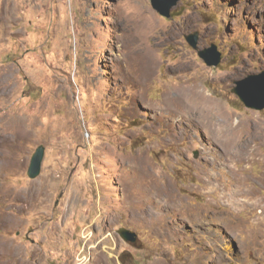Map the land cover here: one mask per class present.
<instances>
[{"label":"rangeland","instance_id":"rangeland-1","mask_svg":"<svg viewBox=\"0 0 264 264\" xmlns=\"http://www.w3.org/2000/svg\"><path fill=\"white\" fill-rule=\"evenodd\" d=\"M263 70L264 0H0V264H264Z\"/></svg>","mask_w":264,"mask_h":264},{"label":"water","instance_id":"water-1","mask_svg":"<svg viewBox=\"0 0 264 264\" xmlns=\"http://www.w3.org/2000/svg\"><path fill=\"white\" fill-rule=\"evenodd\" d=\"M178 1L179 0H151L153 7L161 15L167 17H170L171 10ZM198 34V32L191 33L186 35L185 38L188 43L198 51V55L206 64L217 66L222 61V51L218 49L216 44L199 49ZM232 90L246 107L254 110L264 109V70L238 80L236 86ZM44 155L45 146L40 145L32 156L29 165L28 175L31 178H36L40 174ZM118 232L125 241L133 243L138 239V234L128 227H121L118 229Z\"/></svg>","mask_w":264,"mask_h":264},{"label":"bare ground","instance_id":"bare-ground-1","mask_svg":"<svg viewBox=\"0 0 264 264\" xmlns=\"http://www.w3.org/2000/svg\"><path fill=\"white\" fill-rule=\"evenodd\" d=\"M11 4V3H10ZM10 4L8 5V9H9V12L13 11L14 10V7H11ZM12 5V4H11ZM13 17V16H12ZM1 132V131H0ZM167 186V185H166ZM167 189V188H166ZM171 193V192H170ZM169 193V194H170ZM247 193V192H246ZM167 194V193H166ZM257 204L258 202H254L253 204ZM238 204L239 205H243L245 204V202H243L242 200L238 199ZM173 210H175V206L172 208ZM196 223V222H195ZM15 246V245H14ZM16 251V248H14L13 246H7L5 244H0V263H2L1 260H4L3 258L8 255V254H11L13 255V253Z\"/></svg>","mask_w":264,"mask_h":264}]
</instances>
